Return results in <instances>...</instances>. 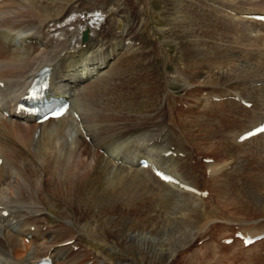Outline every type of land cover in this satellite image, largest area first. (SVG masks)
Here are the masks:
<instances>
[{
    "label": "bare ground",
    "instance_id": "obj_1",
    "mask_svg": "<svg viewBox=\"0 0 264 264\" xmlns=\"http://www.w3.org/2000/svg\"><path fill=\"white\" fill-rule=\"evenodd\" d=\"M65 1L69 3L71 0ZM121 1L74 0L69 5H63L56 0H0V83L3 82L0 85V155L3 158L0 163V264H19L48 254L53 256V264H110L109 260H114L115 264H123V261L113 255L116 252H112V249L87 241L82 232L84 225L77 227L82 218L87 217L78 213L77 208L84 207L89 212L98 210L108 216L105 224L113 226L108 227L111 231L122 233L128 225L134 226L127 206L136 202L139 195H149L153 199L155 196L159 202L169 200L177 205L183 204L192 211L197 207L193 206V202L187 201L188 197L198 201L203 197L189 187L204 190L196 185L195 176L198 175L194 176V168L189 163L191 155L183 159L180 152L174 151L176 148L184 150L183 144L176 143V138L173 140L170 134L168 136L167 130H164L165 127H161L165 119L158 107L153 112L131 111L134 108L141 109L144 105L150 106L159 96L155 94L154 83L157 79L150 73L153 72L150 70L152 64L147 66L145 62L149 52H144V47L140 46L139 50L136 48V52L125 49L124 56L115 60L118 54L116 47L123 50L127 39L135 43L138 40L136 36L140 33L139 29L134 28L132 21L131 25L128 22V14H125L127 9H123ZM237 8H240L241 13L237 16L240 17L239 21L233 20L235 23L264 27V21L246 17L248 14L264 13V7H251L254 11L246 12L242 10L243 7ZM24 16L30 18L29 22L24 20ZM35 18L36 23L33 22ZM15 29L17 32L13 31ZM227 29L236 30L231 27ZM83 33L86 35L82 36ZM183 35L184 38L188 37L187 32ZM17 37L23 50L18 49L13 41ZM183 49L186 62L195 76L200 75L201 69L211 61L224 63L233 60L236 55L230 47L209 46V49L203 50L196 41L184 42ZM112 58L115 65L109 67V60ZM45 64L53 66L52 88L56 93L71 99L72 108L68 116L37 123L24 113H17L13 103L19 94H24L28 89L29 77L37 74ZM133 70H137V73L134 74L136 71ZM255 73L264 74V70L258 68L253 74ZM124 77L130 82H143L138 87L135 83L131 94L126 92L124 95L119 91ZM238 78L236 73L230 75L218 71L217 77L212 75L210 79L216 82L214 89L220 90L216 95L223 96L227 92L223 90L225 86L222 84ZM112 81L118 83V86L111 87L109 83ZM248 96L253 100L240 94V102L252 101L251 109L239 108L232 101L233 98L223 101H226V108L222 113L224 120L234 115L232 105L245 115L242 123L246 130L242 133L264 119V113L255 117V111H264V91ZM120 100L122 101L119 102ZM123 109L131 111L124 115L131 118V123H122L126 137L115 138L109 135L114 140H106L101 135L109 131L108 125L106 127L104 123L111 113L106 116V111L117 115ZM3 110L10 114L4 115ZM74 111L78 113L76 120L73 118ZM237 115L240 116L241 112ZM120 118L115 120L121 121ZM112 122L110 120L109 124ZM150 124L156 131L159 128V132L154 134L150 129L147 131L144 127ZM114 125L120 126L116 123ZM157 134H161L160 137L154 138ZM146 141L149 143L143 145ZM254 141H259L258 144L264 146V133L243 142L235 139L237 145ZM45 145L51 150L46 152ZM32 147L35 148L34 155L28 157ZM170 149L172 154L168 156V164L162 161V156H166L164 153ZM178 149L176 151H180ZM255 153L262 159L259 165L264 167V157L260 152ZM141 158H147L151 164L172 173L180 182L162 181L152 172L151 166L144 168L140 165ZM210 171L213 169L210 168ZM263 171L261 169L262 174ZM262 177L264 178V174ZM227 183H222V187ZM228 190L223 188L221 194L224 195ZM239 198L242 196L239 195ZM45 221L47 227L44 229ZM153 222L147 221V227L141 228L142 231L150 230L153 235L157 234L158 229L154 233ZM181 223L182 226L177 228L180 235L175 236V243L171 244L172 251L165 248L166 251L158 252L153 244L146 249L141 248L138 242L132 241L137 238V235L132 234L136 230L128 228L120 241L127 246L128 255L132 256L129 261L134 264H167L176 250L193 240L192 237L185 236L186 231L192 227L189 220H182ZM30 234L27 242L26 237ZM76 245L80 247L74 251ZM88 246L100 249L104 256L98 255V252ZM136 247L143 249L144 254L140 257ZM202 255L185 256L179 264H187V261L202 264L209 253Z\"/></svg>",
    "mask_w": 264,
    "mask_h": 264
},
{
    "label": "rangeland",
    "instance_id": "obj_2",
    "mask_svg": "<svg viewBox=\"0 0 264 264\" xmlns=\"http://www.w3.org/2000/svg\"><path fill=\"white\" fill-rule=\"evenodd\" d=\"M56 1L63 5H69L74 0H71L69 3L65 0ZM238 1L240 2L238 3L234 0L121 1L123 2V9H127L125 14L126 16L128 14L127 19L130 20L128 22H130V25L133 23L134 28L139 29L140 33L138 34L139 36H136L138 40L135 43L133 40L129 41L127 39L129 42L128 44L126 43L127 41L124 42L125 48L123 50L120 47H116L118 54L115 52L117 54L115 60L124 56L125 49L136 52L140 46L144 47V52H149L147 54L149 56H146L148 59L145 62L147 66L152 64L150 70L153 72L150 73L154 79H157V82L154 81L156 82L154 83L156 87L155 94L159 96L157 101L154 100V105H144L141 109L134 108L131 111L153 112V109L155 111L158 107L157 109L163 113L165 119L164 121L162 117L164 125L161 127H165L164 130H167L168 136L170 134L173 140L176 138V143L183 144L182 148L185 150L176 148L174 151L180 152L183 155V159L191 155L189 163L194 168V176L198 175L195 176L196 185L202 189L205 188L210 194L205 197L203 196L199 201L188 197L187 201L193 202V206L196 205L195 211L184 207L183 204L177 205L169 200L159 202L155 196L156 200L149 195H139L136 202L127 206L129 218L133 220L134 226L129 227L128 225L126 230L128 228L131 231L136 230L132 234L137 235V238H133L132 241L134 242L135 240L141 248L144 247L145 249L148 245L153 244L158 252L161 250L166 251V249L172 251L171 244L175 243L174 239L177 238L175 236L180 235L177 228L182 226V220H189L192 227L186 231L185 236L187 238L192 237L193 240L186 246L176 250L167 264H179L185 256L189 255L188 257H190L192 254H198L199 257L200 255L203 256L202 253H206L207 255L209 253L202 264H264V239L249 247H244L238 239L229 244L224 242V237L232 236L234 231L239 228L243 230L257 229L260 232H264V178L262 177L264 171L263 174L261 173V169H264V167L263 165H259L262 159L259 157V154L255 153L260 152L264 157V146H262L263 144L259 145V141L252 143L250 141V144L237 145L235 139L240 137L242 131L246 130V126L243 125L245 115L235 105H232L234 117H229L227 120L222 118V113L226 108V104H224L226 101H223L229 99L230 96L234 98L232 94L239 93V95L241 94L245 98L253 100L248 95H258L264 91V74H253L258 68L259 70H264V27L243 22L235 23L239 21L240 17L237 16H240L239 13H241L239 12L240 8L238 9L237 7H243L242 10H245V12L249 10L254 11L251 7H264V0ZM244 2H246V5ZM249 7L250 9H248ZM10 9L13 8L11 7ZM135 12L137 13L135 14ZM262 12H264V9H262ZM27 17L24 16V20L29 22L30 18ZM130 18L133 19L131 20ZM205 19L208 21H205ZM233 20L236 21L234 22ZM33 22H37L36 18ZM228 27L235 28L236 30L232 31L227 29ZM13 31L17 32V29ZM185 32H187L188 37L184 38L183 34ZM13 41L18 49H24L18 37L17 40L13 39ZM186 41H196V44L200 45L202 49H209V46L230 47L236 55L233 60H228L224 63L218 60L211 61L208 66L201 69L200 75L195 76V74H192V70L185 59L183 44ZM114 61L113 58L109 60V67L113 64L115 65ZM218 71L230 75L236 73L239 78L238 80L234 79L226 82V84H222L227 88L223 87V90L227 94L224 92L223 96L218 95L221 98L215 99L217 97L215 95L220 90L214 89L216 82L211 81L210 78H212V75L217 77ZM133 72L136 74L137 70H133ZM196 72H199V70H196ZM125 80L126 77L123 78V81L119 85V91L124 95L127 93L131 94V90L135 89V83H137L138 87L143 82ZM109 85L114 87L118 86V83L116 84L112 81ZM262 96L263 94L260 97ZM232 101L236 102L239 108H247L237 100L233 99ZM247 109L251 108L248 107ZM131 111L127 112L123 109L117 114L119 118L121 115L119 120L122 122L117 121L118 117H116L115 112L106 111V113L108 112L106 116L111 113L104 123L105 126L108 125L106 127L109 131L101 133L102 137L110 141H113L114 138H110L109 135L115 138L126 137L124 136V125L131 123V118L125 117V114ZM240 112V116L242 117L237 115ZM255 112H257L255 117H258L259 113H264L263 110L262 112L258 110ZM112 116H114L113 119ZM110 120L111 122L112 120L113 122L115 121L114 123L120 126L114 125L113 122L109 124ZM122 123L125 124L123 125ZM144 128H147V131L149 129L152 130L154 134L159 132V128L156 131L151 124ZM144 128L142 129L146 131ZM142 129L140 128V130ZM160 135L157 134V137L155 136L154 138H158ZM166 142H168V139ZM148 143L149 141H146L143 145H147ZM34 149L33 147L31 148L28 152V157L34 155ZM177 149L180 151H176ZM50 150L51 148H47L45 145V151ZM205 158H212L213 161L206 162ZM167 159L168 156H162V161L169 164L170 160ZM209 167L213 169L210 173L208 172L210 170ZM224 182L228 183L222 187V183ZM232 182L237 183L232 184ZM223 188L229 189L224 195L221 194ZM239 195L242 198H239ZM142 209L144 210L139 213ZM77 212L85 214L87 217V219L82 218L77 227L81 224L84 225L82 232L89 243L95 242L99 246L112 249V252H116L113 255L119 258V261H123V264H134L129 261V258L132 256L128 255L127 246L120 241L126 230L122 233L111 231L109 228L113 226L110 224L106 226L105 224L108 216L103 215L98 210L94 209L89 212L83 207L82 209L77 208ZM150 220L154 221L152 226L154 227V233L155 229H158L157 234L153 235L150 233V230L142 231L141 228L147 227L145 224ZM118 221L120 222V220ZM44 225L45 229L47 221L44 222ZM260 226L263 228L260 229ZM82 228H78V230ZM20 240L22 239L20 238ZM82 245L84 246V243ZM88 247L92 250H97L96 253L98 252V255L104 256L100 252V249ZM75 249L73 250L75 251ZM137 249L139 257L144 254L142 252L143 249H140L141 252L139 248ZM10 252L13 253V250L10 249ZM116 262L118 263V261ZM109 263L115 264V261L109 260ZM187 264H191V262L187 261Z\"/></svg>",
    "mask_w": 264,
    "mask_h": 264
}]
</instances>
